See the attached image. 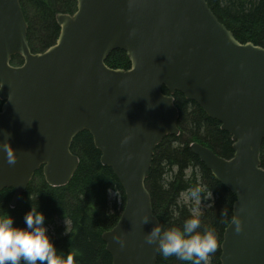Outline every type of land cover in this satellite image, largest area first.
I'll list each match as a JSON object with an SVG mask.
<instances>
[{
	"label": "water",
	"instance_id": "1",
	"mask_svg": "<svg viewBox=\"0 0 264 264\" xmlns=\"http://www.w3.org/2000/svg\"><path fill=\"white\" fill-rule=\"evenodd\" d=\"M76 2L74 14L56 16V43L33 53L21 0H0V144L10 142L17 156L9 164L0 149V192L14 189L15 208L40 169L51 187L70 183L80 163L71 146L87 131L126 197L102 236L113 264H157V245L145 240L159 224L146 183L156 148L180 134L179 92L234 142L230 159L190 145L236 196L233 216L243 222L240 233L226 228L221 264H264V48L239 42L207 0ZM117 50L128 70L106 65ZM16 55L23 64H12Z\"/></svg>",
	"mask_w": 264,
	"mask_h": 264
},
{
	"label": "trees",
	"instance_id": "2",
	"mask_svg": "<svg viewBox=\"0 0 264 264\" xmlns=\"http://www.w3.org/2000/svg\"><path fill=\"white\" fill-rule=\"evenodd\" d=\"M218 20L241 43L251 42L264 48V0H207ZM28 24V42L33 53L43 52L56 43L60 35L58 14H73L76 0H21ZM19 55L13 65H21ZM106 65L112 69L128 70L130 60L124 51L110 54ZM165 94H168L164 90ZM179 111V136H169L156 148L146 186L151 195L154 215L162 229L182 227L192 214L194 201L188 189L200 185L203 207L201 226L197 231L214 227L218 248L210 254L207 264H221V245L226 228L233 216L236 196L220 184L204 163L191 151L199 143L218 156L230 159L234 155L231 135L221 130V124L194 102L179 92L174 94ZM3 102L0 100V111ZM71 151L79 158V167L70 183L62 187L47 184L40 169L15 208L11 207L14 189L0 192V213H9L18 226H24V216L31 206L39 205L45 215L49 235L57 248L64 252L75 250L77 264H113L103 241V234L119 221L126 203L124 190L109 167L102 165L101 152L92 135L84 131L73 140ZM264 167V145L261 149ZM167 185V187H165ZM213 192L214 202L207 193ZM223 213H227L224 215ZM157 264H191L175 256L159 254ZM204 264V262H201Z\"/></svg>",
	"mask_w": 264,
	"mask_h": 264
},
{
	"label": "clouds",
	"instance_id": "3",
	"mask_svg": "<svg viewBox=\"0 0 264 264\" xmlns=\"http://www.w3.org/2000/svg\"><path fill=\"white\" fill-rule=\"evenodd\" d=\"M135 34V30L130 33ZM3 85L0 84V87ZM10 135V134H9ZM129 137H124L122 145L127 144ZM9 164L17 161L16 151L7 140L0 144ZM131 159V155L128 157ZM167 187V185H165ZM203 188L200 185L188 189V195L194 201L195 207L192 214L185 219L182 227L162 229L156 223L145 236L148 244L157 245V250L165 257L175 256L179 260L191 262V264H207L210 254L218 248V237L214 227L197 231L201 226ZM208 200L214 202L213 192L207 193ZM227 215V213H223ZM149 221V216L143 217V223ZM234 231L240 233L243 230L242 219L235 215L231 218ZM113 239L124 246V240L119 236ZM75 250L64 252L59 250L54 240L49 235L45 224V215L39 210V205L31 206L24 216V226H18L15 219L9 213H0V264H77Z\"/></svg>",
	"mask_w": 264,
	"mask_h": 264
},
{
	"label": "rangeland",
	"instance_id": "4",
	"mask_svg": "<svg viewBox=\"0 0 264 264\" xmlns=\"http://www.w3.org/2000/svg\"><path fill=\"white\" fill-rule=\"evenodd\" d=\"M200 206L203 207V204H201ZM200 206H199V207H200Z\"/></svg>",
	"mask_w": 264,
	"mask_h": 264
}]
</instances>
